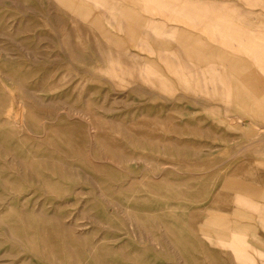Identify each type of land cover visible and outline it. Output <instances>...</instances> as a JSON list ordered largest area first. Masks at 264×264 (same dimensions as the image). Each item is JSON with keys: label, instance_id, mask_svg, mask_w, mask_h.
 Returning a JSON list of instances; mask_svg holds the SVG:
<instances>
[{"label": "rangeland", "instance_id": "374dc122", "mask_svg": "<svg viewBox=\"0 0 264 264\" xmlns=\"http://www.w3.org/2000/svg\"><path fill=\"white\" fill-rule=\"evenodd\" d=\"M165 11L0 0V264H264V65Z\"/></svg>", "mask_w": 264, "mask_h": 264}, {"label": "crops", "instance_id": "0c3cea01", "mask_svg": "<svg viewBox=\"0 0 264 264\" xmlns=\"http://www.w3.org/2000/svg\"><path fill=\"white\" fill-rule=\"evenodd\" d=\"M96 1V0H95ZM149 4L160 8L161 10H170L174 15L180 17L185 27H170L162 34L168 36V39L180 44L182 51L186 55L193 56L209 55L217 52H208L207 48L216 47L215 44L224 49L236 48L264 65V47L253 44L248 39L249 35L264 36V33L251 29L252 26L245 28L238 27L234 23V17L241 15V8L238 4L240 0H231L235 2H223L216 0H147ZM252 4V2H250ZM226 7H233L234 14H227ZM124 17L129 15L120 12ZM250 14L246 15H252ZM256 17L260 15L256 14ZM247 22H245L246 24ZM188 34V35H186ZM178 36V37H177ZM204 36V37H203ZM247 36V37H246ZM187 39V40H186ZM214 39H217L214 41ZM170 40V41H171ZM206 50H205V49ZM234 87H236L234 85Z\"/></svg>", "mask_w": 264, "mask_h": 264}, {"label": "bare ground", "instance_id": "6f19581e", "mask_svg": "<svg viewBox=\"0 0 264 264\" xmlns=\"http://www.w3.org/2000/svg\"><path fill=\"white\" fill-rule=\"evenodd\" d=\"M216 55V54H215ZM220 55V54H219ZM218 57H220V56H218ZM214 58V57H213ZM217 61V60H216Z\"/></svg>", "mask_w": 264, "mask_h": 264}]
</instances>
